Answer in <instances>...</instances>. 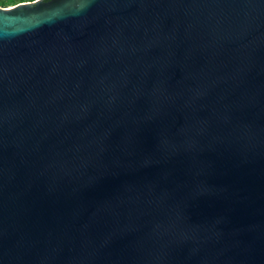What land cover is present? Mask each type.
Segmentation results:
<instances>
[{"label": "water", "instance_id": "water-1", "mask_svg": "<svg viewBox=\"0 0 264 264\" xmlns=\"http://www.w3.org/2000/svg\"><path fill=\"white\" fill-rule=\"evenodd\" d=\"M0 264H264V0L0 8Z\"/></svg>", "mask_w": 264, "mask_h": 264}, {"label": "trees", "instance_id": "trees-1", "mask_svg": "<svg viewBox=\"0 0 264 264\" xmlns=\"http://www.w3.org/2000/svg\"><path fill=\"white\" fill-rule=\"evenodd\" d=\"M29 0H0V8H7Z\"/></svg>", "mask_w": 264, "mask_h": 264}, {"label": "flooded vegetation", "instance_id": "flooded-vegetation-1", "mask_svg": "<svg viewBox=\"0 0 264 264\" xmlns=\"http://www.w3.org/2000/svg\"><path fill=\"white\" fill-rule=\"evenodd\" d=\"M41 0H29V1H24L22 3H19V4H31V3H34V2H39Z\"/></svg>", "mask_w": 264, "mask_h": 264}, {"label": "rangeland", "instance_id": "rangeland-1", "mask_svg": "<svg viewBox=\"0 0 264 264\" xmlns=\"http://www.w3.org/2000/svg\"><path fill=\"white\" fill-rule=\"evenodd\" d=\"M17 5V4H16ZM15 6V5H14Z\"/></svg>", "mask_w": 264, "mask_h": 264}]
</instances>
